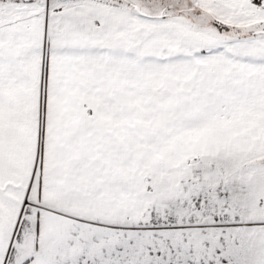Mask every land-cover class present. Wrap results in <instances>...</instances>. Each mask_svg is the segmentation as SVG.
Here are the masks:
<instances>
[{
  "label": "snow or ice",
  "instance_id": "obj_1",
  "mask_svg": "<svg viewBox=\"0 0 264 264\" xmlns=\"http://www.w3.org/2000/svg\"><path fill=\"white\" fill-rule=\"evenodd\" d=\"M0 264H264V0H0Z\"/></svg>",
  "mask_w": 264,
  "mask_h": 264
}]
</instances>
